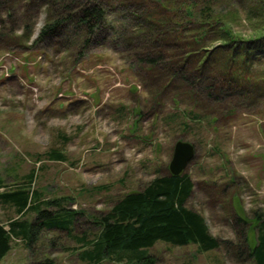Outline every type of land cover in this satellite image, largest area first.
Returning a JSON list of instances; mask_svg holds the SVG:
<instances>
[{"label":"rangeland","instance_id":"obj_1","mask_svg":"<svg viewBox=\"0 0 264 264\" xmlns=\"http://www.w3.org/2000/svg\"><path fill=\"white\" fill-rule=\"evenodd\" d=\"M27 1L3 0L0 8V179L5 186L0 193L26 184L33 173L28 183L38 196L33 205L65 199L63 208L78 215L70 233L44 229L31 247L14 240L0 264L44 258L56 264H129L91 263L81 253L90 249L87 244L101 231L99 219L118 199L170 172L180 140L196 150L185 170L195 184L187 206L222 241L240 245L252 237L250 226L237 225L234 212L250 221L257 213L264 216L263 99L236 112L215 108L212 123L199 103L200 118L186 119V128L181 111L192 105L184 97L173 102L169 90L156 98L153 84L141 78L135 60L111 37L94 38L81 49L59 50L53 41L36 44L46 16L36 5L27 8ZM245 16L241 13L233 27L248 38L252 25ZM58 153L66 161L52 158ZM45 208L19 217L0 204V222L33 223ZM56 209L52 206L51 213ZM225 247L203 253L195 245L159 242L147 251L150 261L139 264H254Z\"/></svg>","mask_w":264,"mask_h":264},{"label":"trees","instance_id":"obj_2","mask_svg":"<svg viewBox=\"0 0 264 264\" xmlns=\"http://www.w3.org/2000/svg\"><path fill=\"white\" fill-rule=\"evenodd\" d=\"M33 5L46 16L36 44L53 41L59 50L69 45L81 49L94 38L111 37L135 60L141 78L153 84L156 98L169 90L174 93L173 102L184 97L192 105L181 111L186 128L190 127L186 119L200 118L196 110L201 105L212 123L215 108L236 112L243 105L264 102V0L27 1V8ZM241 13L252 25L248 38L233 27V21L242 20ZM55 156L54 160L66 161L63 154ZM33 177L32 173L14 191L0 193V204L14 208L19 217L43 204L46 207L33 223L15 219L6 226L0 222V262L12 250L14 240H25L31 247L44 229L73 230L78 213L63 208L65 199L33 205L37 193L28 186ZM4 187L0 179V190ZM194 188L185 171L178 176L168 172L144 189L124 195L99 219L100 234L87 244L90 249L81 253L83 259L148 263L147 251L163 242L176 247L195 245L203 253L228 246L235 256L264 264V216L257 213L250 221L234 212L237 225L246 223L254 235L246 236L240 245L222 241L210 233L206 219L187 206ZM52 206L57 207L56 213H51ZM32 264L56 263L44 258Z\"/></svg>","mask_w":264,"mask_h":264},{"label":"water","instance_id":"obj_3","mask_svg":"<svg viewBox=\"0 0 264 264\" xmlns=\"http://www.w3.org/2000/svg\"><path fill=\"white\" fill-rule=\"evenodd\" d=\"M195 146L187 141H178L174 147L173 158L169 165L170 173L174 176L182 174L195 158Z\"/></svg>","mask_w":264,"mask_h":264}]
</instances>
